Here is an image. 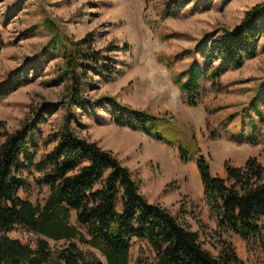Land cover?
<instances>
[{
	"label": "trees",
	"instance_id": "1",
	"mask_svg": "<svg viewBox=\"0 0 264 264\" xmlns=\"http://www.w3.org/2000/svg\"><path fill=\"white\" fill-rule=\"evenodd\" d=\"M192 1L196 5L205 0H168L167 8L178 10ZM209 6L210 2H204V8ZM167 14L168 10L163 12ZM42 25L49 34L47 49L62 60L55 80L64 84V90L55 101L30 105L16 128L0 120V264H130L133 238L145 240L153 252L149 259L137 257L134 264H245L224 240L213 255L196 231L180 223L165 206L147 200L137 179L113 152L75 132L71 121L76 109L94 113L104 104L112 110L115 124L176 145L180 160H193L217 229L230 231L264 252V166L257 158L249 157L240 166L225 161L224 177L213 175L196 138L178 139L176 125L168 116L131 108L110 96L96 102L87 99L89 69L100 80L110 81L119 67L100 63L101 51L91 46L88 37L69 39L48 18ZM219 30L208 43L203 39L198 49L205 57L203 65L192 60L176 76L175 83L190 106L199 103L202 79H218L255 57L258 39L264 35V1L244 11L234 26ZM29 66L22 64L6 73L0 81V101L29 82ZM33 70L34 76L39 75ZM258 86L261 91L252 97L258 95L254 111L261 116L264 80ZM58 109L64 110L59 128L43 136L41 124ZM250 112L251 127L244 140L255 144ZM41 146L50 149L38 157L36 150ZM24 170L38 189L47 188L42 203L19 195L28 186ZM15 226L35 237L34 246L7 235Z\"/></svg>",
	"mask_w": 264,
	"mask_h": 264
},
{
	"label": "rangeland",
	"instance_id": "2",
	"mask_svg": "<svg viewBox=\"0 0 264 264\" xmlns=\"http://www.w3.org/2000/svg\"><path fill=\"white\" fill-rule=\"evenodd\" d=\"M167 1L0 0V81L16 66L30 65L29 82L0 101V120L8 128H16L30 105L55 101L64 90V84L55 80L62 60L46 47L49 34L42 21L48 18L69 39L88 37L91 46L101 51L100 63L119 67L110 81L100 80L89 69L90 81L84 89L87 99L96 102L110 96L131 108L168 116L176 125L178 139L196 138L213 175L224 177L225 161L240 166L249 157H256L264 166V100H259V116L254 111L258 95L252 97L255 91H261L258 84L264 80V35L258 39L255 57L246 59L240 68L229 69L213 81L208 77L200 81L197 105H188L175 83L177 74L190 61L203 65L205 57L198 53L203 39L208 43L220 27L234 26L244 11L264 0H205L196 5L192 1L178 10L167 8ZM204 2H210V6L204 8ZM167 10L169 14L163 16ZM34 68L39 75H33ZM249 110L254 118L255 144L243 141L251 127ZM63 115L64 110L58 109L41 124L43 136L59 128ZM113 117L104 104L94 113L76 109L71 123L77 134L113 152L137 179L147 200L165 206L180 223L196 231L203 247L213 255L224 240L245 264H264V252L256 244L217 229L193 160L183 162L176 145L119 126ZM49 149L41 146L37 156ZM23 175L28 186L19 195L42 203L47 188L38 189L28 170ZM7 235L35 244V237L20 226ZM131 242L130 264L139 256H153L145 240L133 238Z\"/></svg>",
	"mask_w": 264,
	"mask_h": 264
},
{
	"label": "crops",
	"instance_id": "3",
	"mask_svg": "<svg viewBox=\"0 0 264 264\" xmlns=\"http://www.w3.org/2000/svg\"><path fill=\"white\" fill-rule=\"evenodd\" d=\"M224 74V73H223ZM249 133V132H248ZM245 135H247V134H245ZM245 135H244V137H245ZM244 139V138H243ZM244 142H245V140H243Z\"/></svg>",
	"mask_w": 264,
	"mask_h": 264
}]
</instances>
